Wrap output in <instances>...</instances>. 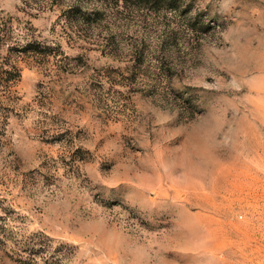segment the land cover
<instances>
[{
  "label": "rangeland",
  "instance_id": "374dc122",
  "mask_svg": "<svg viewBox=\"0 0 264 264\" xmlns=\"http://www.w3.org/2000/svg\"><path fill=\"white\" fill-rule=\"evenodd\" d=\"M0 16L52 47L0 84V264H264V0Z\"/></svg>",
  "mask_w": 264,
  "mask_h": 264
},
{
  "label": "trees",
  "instance_id": "16d2710c",
  "mask_svg": "<svg viewBox=\"0 0 264 264\" xmlns=\"http://www.w3.org/2000/svg\"><path fill=\"white\" fill-rule=\"evenodd\" d=\"M33 3L35 0H28ZM71 15L70 18H77L78 14L81 15L82 10L80 8H71L68 11ZM15 17L13 16H0V49L6 47L7 49V61L3 63V69L0 72V84L3 86L1 90V97L11 101L14 93L17 90L14 88L21 79V69L19 68L15 54H36L45 53L43 48L52 47L42 46V42L36 38H30L27 35L18 34L17 28L14 23ZM17 34V35H16Z\"/></svg>",
  "mask_w": 264,
  "mask_h": 264
}]
</instances>
